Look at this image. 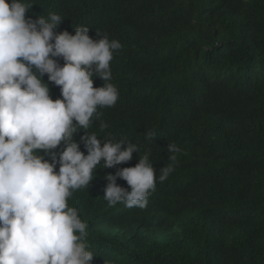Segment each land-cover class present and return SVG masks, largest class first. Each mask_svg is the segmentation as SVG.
Wrapping results in <instances>:
<instances>
[{"label": "trees", "instance_id": "16d2710c", "mask_svg": "<svg viewBox=\"0 0 264 264\" xmlns=\"http://www.w3.org/2000/svg\"><path fill=\"white\" fill-rule=\"evenodd\" d=\"M30 2L26 16L63 18L57 32L88 26L123 46L110 62L119 99L98 109L108 128L87 130L101 146L109 137L150 149L157 172L168 142L186 153L144 209L103 198L105 174L135 166L138 153L114 168L101 162L89 189L73 193L92 264H264V0Z\"/></svg>", "mask_w": 264, "mask_h": 264}, {"label": "clouds", "instance_id": "9594fccd", "mask_svg": "<svg viewBox=\"0 0 264 264\" xmlns=\"http://www.w3.org/2000/svg\"><path fill=\"white\" fill-rule=\"evenodd\" d=\"M32 6L0 0V264H92L88 225L68 205L73 193L89 189L101 162L100 169L114 168L138 153L135 166L105 174L103 198L109 207L144 209L186 153L168 142V163L157 172L150 149L141 153L137 144L109 137L101 146L87 130L94 121L101 131L108 128L98 109L119 99L110 62L123 46L99 30L93 39L88 26L74 28V35L57 32L63 18L50 12L33 19L26 16ZM96 77L102 86L94 87ZM57 87L60 97L53 100ZM145 138L155 142V131Z\"/></svg>", "mask_w": 264, "mask_h": 264}, {"label": "bare ground", "instance_id": "6f19581e", "mask_svg": "<svg viewBox=\"0 0 264 264\" xmlns=\"http://www.w3.org/2000/svg\"><path fill=\"white\" fill-rule=\"evenodd\" d=\"M81 214V213H80Z\"/></svg>", "mask_w": 264, "mask_h": 264}, {"label": "rangeland", "instance_id": "374dc122", "mask_svg": "<svg viewBox=\"0 0 264 264\" xmlns=\"http://www.w3.org/2000/svg\"><path fill=\"white\" fill-rule=\"evenodd\" d=\"M71 207V206H70Z\"/></svg>", "mask_w": 264, "mask_h": 264}]
</instances>
